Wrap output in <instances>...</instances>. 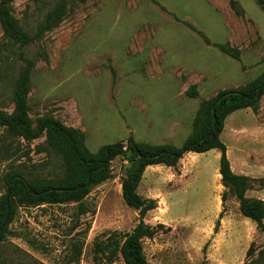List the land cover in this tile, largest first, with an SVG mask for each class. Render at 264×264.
I'll return each mask as SVG.
<instances>
[{"label": "rangeland", "instance_id": "1", "mask_svg": "<svg viewBox=\"0 0 264 264\" xmlns=\"http://www.w3.org/2000/svg\"><path fill=\"white\" fill-rule=\"evenodd\" d=\"M42 2L8 0L10 16L31 42L23 49L10 43L0 21V112L13 114L15 90L31 64L26 107L34 130L51 119L80 133L90 155L116 144L125 154L80 204L32 207L16 197L0 264H124L113 248L99 252L139 223L121 196L131 168L129 141L178 149L193 132L202 103L257 81L264 73V6L233 0L239 16L230 0L76 1L56 28L36 39L53 8L52 0ZM216 45L236 49L240 61ZM191 87L195 98L187 96ZM261 125L264 95L257 112L225 119L220 140L229 162L240 158L233 131ZM243 143L264 157L262 141ZM189 154L173 168H146L138 185L137 194L156 203L143 219L153 230L142 241L147 263L264 264V232L242 217L222 187L218 151ZM12 173L49 183L64 177L65 166L47 147L45 133L25 140L0 127V199L4 177ZM246 197L264 202L259 181Z\"/></svg>", "mask_w": 264, "mask_h": 264}, {"label": "trees", "instance_id": "2", "mask_svg": "<svg viewBox=\"0 0 264 264\" xmlns=\"http://www.w3.org/2000/svg\"><path fill=\"white\" fill-rule=\"evenodd\" d=\"M40 4L42 0H33ZM84 0H52L53 8L46 14L44 23L38 28L40 34L56 28L65 16L68 4ZM263 8L264 0H255ZM43 3V2H42ZM41 3V4H42ZM230 7L235 14L241 16L242 12L233 0ZM40 4V5H41ZM0 21L3 25L4 35L13 44H20L23 49L31 39L21 30L18 23L10 16L8 0L0 2ZM207 45L210 42L204 37ZM8 47V46H4ZM219 51L232 60L239 62L240 54L236 49L228 45H216ZM1 54V49H0ZM30 64L23 72L14 94L15 110L12 115L0 112V127L6 128L13 136H20L25 140H33L45 133L46 145L56 152L64 161L65 173L61 180L44 183L40 180L28 181L20 174H7L4 177L6 195L0 199V243L6 237L8 226L14 215V199L20 197L22 202L32 207L42 205L80 204L90 191L103 184L109 175L111 162L125 154L122 144L102 147L97 155H90L83 143V137L75 130L64 128L61 124L43 119L38 122L36 130L27 117L26 95ZM264 95V73L254 82L247 84L235 92H223L214 99L202 103L197 112V124L193 132L186 138L180 148L170 145L127 146L130 153L131 168L121 182V196L124 204L138 212L139 223L128 234L114 237L109 240V245L100 248L104 254L109 249H114V254L119 255L124 264H148L142 249V241L150 239L153 230L143 223L146 214L156 208L152 200L142 199L137 194V188L146 168L152 166H165L173 168L186 154H205L210 151H218L219 168L218 175L222 187L236 200L239 212L245 219L253 222L258 230L264 232V202L257 199H249L246 193L252 190L254 184L259 181L260 187H264V180H252L247 177L235 175L227 158V150L220 140L225 119L231 114L250 109L253 113L258 111L260 99ZM189 98H195L197 92L191 87L187 93ZM130 142V141H129ZM226 193L221 195L224 202Z\"/></svg>", "mask_w": 264, "mask_h": 264}, {"label": "crops", "instance_id": "3", "mask_svg": "<svg viewBox=\"0 0 264 264\" xmlns=\"http://www.w3.org/2000/svg\"><path fill=\"white\" fill-rule=\"evenodd\" d=\"M232 139L238 146L240 153V158L235 165L230 162L232 172L237 176L247 177L252 180H264V157L260 156L259 153L252 155L251 152L247 151L243 143L244 140L245 142L246 140H248L251 143L257 145L260 143V141H262V144L264 145V125L256 128H251L249 130H247L246 128H244L243 130H234ZM240 143L244 146V148L243 146L241 148ZM216 157L218 159L220 158V155H217ZM149 168H153V166ZM216 173L218 175V169Z\"/></svg>", "mask_w": 264, "mask_h": 264}, {"label": "water", "instance_id": "4", "mask_svg": "<svg viewBox=\"0 0 264 264\" xmlns=\"http://www.w3.org/2000/svg\"><path fill=\"white\" fill-rule=\"evenodd\" d=\"M128 146L133 147V146H134V142L130 141V142L128 143Z\"/></svg>", "mask_w": 264, "mask_h": 264}]
</instances>
